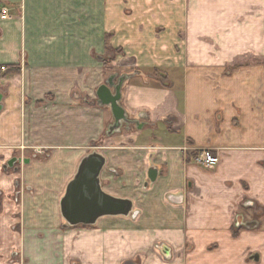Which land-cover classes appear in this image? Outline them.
I'll return each mask as SVG.
<instances>
[{"label": "crops", "instance_id": "crops-1", "mask_svg": "<svg viewBox=\"0 0 264 264\" xmlns=\"http://www.w3.org/2000/svg\"><path fill=\"white\" fill-rule=\"evenodd\" d=\"M3 8L0 264H264V0ZM111 76L140 125L107 136L96 94ZM94 151L102 190L140 214L65 228L62 199ZM12 158L30 163L5 170Z\"/></svg>", "mask_w": 264, "mask_h": 264}, {"label": "water", "instance_id": "water-1", "mask_svg": "<svg viewBox=\"0 0 264 264\" xmlns=\"http://www.w3.org/2000/svg\"><path fill=\"white\" fill-rule=\"evenodd\" d=\"M116 76H111L106 84L97 90L98 105L108 108L113 117V123L109 126L106 135L112 136L121 133L123 129H128L132 125L139 126L137 120H132L122 105V88L125 77L116 83ZM3 95L0 93V111L2 110ZM37 154H42L41 150ZM28 164L30 160L22 158H12L4 166L5 170L14 168L16 164ZM106 160L101 154L94 151L81 162L75 178L67 187L64 198L61 202L62 216L66 222L65 228L77 226H93L103 217L121 216L136 220L139 211H134V204L130 200L118 199L108 195L102 190L100 175ZM149 181L154 184L158 179V170L152 166L148 172ZM256 222H244L242 216L238 217L237 227L253 229ZM158 250L169 257L170 248L166 245L157 246Z\"/></svg>", "mask_w": 264, "mask_h": 264}, {"label": "built area", "instance_id": "built-area-1", "mask_svg": "<svg viewBox=\"0 0 264 264\" xmlns=\"http://www.w3.org/2000/svg\"><path fill=\"white\" fill-rule=\"evenodd\" d=\"M0 19L1 20H11L12 19V16L8 8H3L1 10ZM7 71H8L7 67H1L0 68V78L3 77ZM218 162H219L218 158L214 157L212 154H209L207 152H201L195 158V163L197 165L207 168V169H213L218 164Z\"/></svg>", "mask_w": 264, "mask_h": 264}, {"label": "trees", "instance_id": "trees-1", "mask_svg": "<svg viewBox=\"0 0 264 264\" xmlns=\"http://www.w3.org/2000/svg\"><path fill=\"white\" fill-rule=\"evenodd\" d=\"M235 235H237V233H234Z\"/></svg>", "mask_w": 264, "mask_h": 264}]
</instances>
